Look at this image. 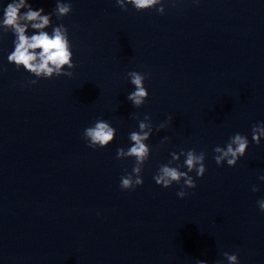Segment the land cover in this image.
<instances>
[{
	"label": "clouds",
	"instance_id": "9594fccd",
	"mask_svg": "<svg viewBox=\"0 0 264 264\" xmlns=\"http://www.w3.org/2000/svg\"><path fill=\"white\" fill-rule=\"evenodd\" d=\"M117 5L122 10H127L126 4L132 5L137 11H145L156 8L162 4V0H116ZM26 9V11H21ZM160 14L164 13V7L156 9ZM72 11L71 3H63L57 0L56 7L52 13L44 14V9L33 10L28 0H11L3 8V18L0 19V31L3 33L12 32L15 39L14 50L8 55L7 60L16 66L17 69L23 68L28 73L35 77L50 79L54 76L61 75L71 76V71L65 69H73V53L71 43L69 41L68 30L63 25L52 27V32L45 31L51 26L52 16L57 18L67 16ZM29 29L33 30L29 35ZM130 82L135 86V90L131 92L127 99L132 104L139 108L142 106L149 93L144 86L146 79L145 75L139 72H129ZM37 83V80L31 81ZM171 119V118H169ZM149 116H145L144 120L139 122V131H133L129 134V139L132 142L131 146L125 151L123 148L117 149V159L135 158V165L130 174L121 177L120 187L124 190H134L137 186L143 184L141 172L144 163L150 155L149 145L145 143L152 134L153 128L150 123ZM161 124L157 131L164 128ZM116 136V129L108 122L98 119L94 126L84 129L83 138L88 141L90 148H104L108 146ZM261 137H264V123L254 124L252 127V140L259 145ZM249 141L246 136L236 133L230 137L229 142L225 147L217 146L214 148L216 155L214 160L216 164L222 165L225 161L229 167H234L237 161L243 157L248 149ZM172 160L167 165H161L158 174L154 176L156 184L164 188L170 187L173 183L179 184L183 180L184 187L177 192L179 198H184L188 193L187 189L196 188L195 180L189 175L193 170L196 171L198 177H203L206 172L204 160L206 153L188 150L181 151L180 155L185 156L184 164L176 167L169 166L173 161H179L180 155L172 153ZM180 167H186L187 171H181ZM264 181V175L259 177ZM253 192L259 191L258 187H253ZM259 209L264 212V199L257 201ZM223 256L228 261V264H238L236 254L223 253ZM197 264H206V261L198 260ZM217 264H222L218 261Z\"/></svg>",
	"mask_w": 264,
	"mask_h": 264
}]
</instances>
